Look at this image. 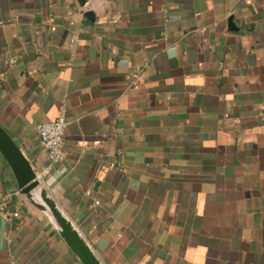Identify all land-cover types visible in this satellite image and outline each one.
Here are the masks:
<instances>
[{"label":"crops","instance_id":"0c3cea01","mask_svg":"<svg viewBox=\"0 0 264 264\" xmlns=\"http://www.w3.org/2000/svg\"><path fill=\"white\" fill-rule=\"evenodd\" d=\"M0 74L1 125L104 264H264V0H0ZM63 110L59 166L38 126ZM3 202L0 264H81L0 153Z\"/></svg>","mask_w":264,"mask_h":264},{"label":"water","instance_id":"95a60500","mask_svg":"<svg viewBox=\"0 0 264 264\" xmlns=\"http://www.w3.org/2000/svg\"><path fill=\"white\" fill-rule=\"evenodd\" d=\"M88 1L79 0L81 6H85ZM87 16L92 17V13H87ZM228 24L229 30H240L234 16H230ZM0 153L15 179L20 196L47 218L79 262L81 264H104L79 226L51 194L24 150L1 123Z\"/></svg>","mask_w":264,"mask_h":264},{"label":"built area","instance_id":"2783aa9c","mask_svg":"<svg viewBox=\"0 0 264 264\" xmlns=\"http://www.w3.org/2000/svg\"><path fill=\"white\" fill-rule=\"evenodd\" d=\"M2 76L3 74H0V77ZM68 126L69 121L64 110L56 120L47 121L38 126L42 150L53 164L59 166L63 165L66 159L65 136ZM17 216L19 213L9 210L5 202L0 204V218L10 220Z\"/></svg>","mask_w":264,"mask_h":264}]
</instances>
